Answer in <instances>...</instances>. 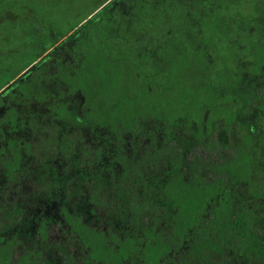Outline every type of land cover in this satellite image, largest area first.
<instances>
[{"label":"trees","instance_id":"obj_1","mask_svg":"<svg viewBox=\"0 0 264 264\" xmlns=\"http://www.w3.org/2000/svg\"><path fill=\"white\" fill-rule=\"evenodd\" d=\"M105 2L63 29L57 30L55 23L48 19L45 31L28 28L22 49L7 62H0V88L15 79L11 88L0 95V105H4L3 99L12 103L4 105L3 109V118L8 121L5 139L12 154V161L3 176L4 183L17 179L18 174L14 175L13 169L19 168L23 173L31 163L27 159L29 145L22 135L24 114L18 110L26 107L34 94L53 78L64 83L78 101L82 100L73 107L84 112L90 132L101 143L105 138H112L114 129H120L121 133L129 129L135 132L138 126L153 120L155 102L171 113V119L174 116L180 119L186 118L185 111L194 107L187 106L189 100L240 101V113L254 111L252 119L257 124L262 118L258 137L249 133L248 121H239L240 134L235 136L240 139L236 145L233 134H228L227 127H222L218 135L209 137H213L210 141L213 149L231 153L226 160H210L205 165L204 174L197 166L186 175L178 153L164 171L152 177V185L159 189L160 197L154 209L166 221H171L172 233L167 240L163 230H155L160 223L155 216L151 227L146 228L143 223L120 227L125 231L132 227L134 234L139 230L137 241L144 244L140 264H157L161 253L169 247L182 245L194 250L205 246L220 248L228 255L231 264H264V231L254 226L264 219V89L257 87L264 83L261 79L264 76V26L260 25L264 20V0H210L211 7L204 6L205 15L198 21L199 36L193 35L194 29L185 33L183 28L169 35L165 27L160 26L143 32L142 39L133 36L128 41L122 40V26L111 23L120 19L119 10L113 9L119 0L104 5ZM149 2L152 20L157 16L160 21L164 17L180 20L186 10V0H161L156 16L152 0ZM231 5L239 8L234 9ZM85 19L87 21L78 27L76 33L34 63L57 39ZM134 31L138 34L136 29ZM154 51L164 53L163 59L168 62L165 72L148 67L149 53ZM32 63L33 66L22 73ZM242 65H247L246 71ZM221 86L233 88L219 90ZM190 87L194 89L190 90ZM258 92L262 94L261 102L255 103ZM208 94L215 96L203 97ZM171 110L178 113L173 115ZM137 118H142L143 123ZM232 120L229 116L224 121ZM185 123L180 122L177 126ZM203 139L192 140L200 143ZM39 166L51 173L53 180L66 170L63 159L55 151L47 159H42ZM74 174L83 181L90 171L74 170ZM160 177L161 181L158 180ZM95 178L115 179L121 184L133 182L127 169L118 174L110 168ZM244 184L250 194L247 199L240 196V185ZM252 195L260 200H250ZM57 196L58 192L53 191L35 206L23 203L10 206L7 223L0 225V264H57V261L59 264H76L69 252L62 248L58 253L54 252L44 241L47 214L53 213V221L57 223L61 218L69 219L62 217L63 209ZM237 204L239 211L235 209ZM205 216L210 219L203 225V230L189 228ZM69 227L79 231L77 221H70ZM81 236L85 243L93 239L86 232ZM140 236H143L142 241ZM25 240L31 244L23 255H19L17 249ZM133 243L129 239L120 245L119 252L94 244L92 252L87 259H81L80 264H123L127 244Z\"/></svg>","mask_w":264,"mask_h":264},{"label":"snow or ice","instance_id":"obj_2","mask_svg":"<svg viewBox=\"0 0 264 264\" xmlns=\"http://www.w3.org/2000/svg\"><path fill=\"white\" fill-rule=\"evenodd\" d=\"M205 5L210 8V0H186L183 17L180 20L164 17L161 26L165 27L169 35L183 28L185 33L194 29L193 35L199 36L198 21L205 15ZM260 25L264 26V20L260 21ZM156 47H160L159 43ZM149 56L148 67L157 72H165L168 62L163 59L164 53L154 51ZM242 67L247 70V65ZM261 79L264 80V76ZM257 87L264 89V83ZM261 96L258 92L255 103L261 102ZM77 102L82 103V100L78 101L64 83L53 78L34 94L26 107L18 110L24 114L22 135L29 145L27 159L31 163L23 173H20L19 168L13 169V174H18L17 179L9 184L3 180L8 164L12 161L5 139V125L8 121L3 118V111H0V225L7 223V211L12 204L35 206L45 195L56 191L57 200L63 209L62 217L69 219L66 221L61 218L58 223L45 221L44 241L50 249L58 253L62 248L75 258L76 264H80L81 259H87L92 252L94 244L119 252L120 245L131 239L135 243L127 244L123 264H140L144 244L137 241L139 230L134 234L132 227L125 231L120 225L143 223L146 228L151 227L155 216L160 221L155 230H163L165 240L172 233L171 221H166L154 209L160 197L159 189L152 185V177L164 171L177 158L178 153L186 175L197 166L201 174H204L208 161L226 160L231 153L213 149L210 145L213 137L197 143L184 128L169 129L171 134H167L163 124L157 128L152 120L138 126L135 132L129 129L121 133L120 129H114L112 138H105L101 143L90 132L84 112L73 107ZM254 115V111L238 113L235 120L251 122ZM248 131L251 133L252 129ZM233 140L239 145L235 135ZM53 151L61 156L66 165V170L56 180L39 166L40 161L47 159ZM110 168L118 174L127 169L133 182L125 181L121 184L115 179L95 178L107 173ZM81 169L90 171V175L83 181L74 174V170ZM248 195L247 184L241 185L240 196L247 199ZM235 209L240 210L239 204L235 205ZM208 219L205 216L194 225H189V228L203 230ZM70 221H77L79 231L69 227ZM254 226L264 231V219ZM82 232L88 233L93 239L85 243ZM140 240H143V236H140ZM30 244L31 241L25 240L23 246L17 249L18 254L23 255ZM157 264H231V261L220 248L205 246L194 250L188 245H182L169 247L161 253L157 257Z\"/></svg>","mask_w":264,"mask_h":264},{"label":"flooded vegetation","instance_id":"obj_3","mask_svg":"<svg viewBox=\"0 0 264 264\" xmlns=\"http://www.w3.org/2000/svg\"><path fill=\"white\" fill-rule=\"evenodd\" d=\"M112 1L113 0H106L104 5L111 3ZM149 1L150 0H119V4H117L116 6H113L114 9H118V7L121 6L119 10V18H120L119 21H114L111 23H116V25L120 24L122 26L123 28L122 40L128 41L129 38L130 37L133 38V36L135 37L137 36V38L142 39V33L146 32V30H148L149 28H152V27L160 28L161 21L159 20V16L157 15L159 14L161 0H152L153 2L152 9L154 10V12H156V16H157V19H153V20L151 19V15L149 13V10L151 9ZM102 7L96 9V11H94L87 19L95 15ZM175 7H178V6H175ZM231 7H234V9L239 8L236 5H231ZM170 8L173 9L174 6H170ZM154 18H155V15H154ZM87 19H85L77 27L73 28L69 33H67V35H65L61 39L60 38L57 39L56 43L50 49H48L44 54H42L39 58H37V60L34 63H36L37 61L45 57L55 46L65 41V39L68 38L71 34L76 33V31L78 30V27L81 26L85 21H87ZM233 24L235 25V23ZM135 29L137 30L138 34H134L132 32ZM34 63L30 64L28 68L24 70L22 73H24L25 71H28V69L31 68ZM20 75L18 77H20ZM14 82H15V79H12L9 82H7L3 87H1L0 95H4L6 90L11 88V85ZM232 88L233 86L231 87L221 86L219 90L232 89ZM193 89H194L193 87H190V90H193ZM214 96L215 95L208 94L203 97L213 98ZM2 102L4 105L12 104L10 101L6 99H3ZM240 104H241L240 101H235V100L228 101L226 103L224 101H213V100L212 101H194V102L189 100L187 102V106L188 107L194 106V107L190 111H185L184 114H186V118L182 117L180 119H177L174 116V119H171L169 117V114L171 113H169L168 110L163 109L160 104L155 102L156 111H154L155 117L153 118L152 121L155 122V126L157 128H159L160 125L163 124L165 126L164 131L167 134H171L169 132V129L184 128L187 133L191 134L192 139L208 138L210 135H213L214 137L218 135L217 132L221 130L222 127H227L229 131L228 134H233L234 136L235 134H240L239 121L235 120L236 115L240 113V108H241ZM4 105H0V111H3V109L5 108ZM173 105L174 103H172V106ZM172 113L173 115H175L178 113V111H172ZM229 116H231L233 120L231 122H225L224 121L225 118H228ZM137 121L143 123L142 118H137ZM180 122H186V123L180 124L177 126V124ZM262 122H263L262 118L259 119L258 124L256 120H253V119L251 122H248L249 129L250 128L252 129V132H251L253 133L252 136L258 137V135L260 134L259 132H261ZM233 125H235V128H233ZM257 129H259V131H257ZM237 138L240 139L239 137ZM161 178L162 177L158 178V180L161 181ZM249 198L250 200H260L256 198V196L254 195L250 196Z\"/></svg>","mask_w":264,"mask_h":264},{"label":"rangeland","instance_id":"obj_4","mask_svg":"<svg viewBox=\"0 0 264 264\" xmlns=\"http://www.w3.org/2000/svg\"><path fill=\"white\" fill-rule=\"evenodd\" d=\"M104 1L0 0V62H7L11 56L22 49L27 40L28 28L32 27L45 31L46 19H48L49 22L55 23L54 27L57 30L63 29ZM120 8L121 6L117 10ZM108 11L111 9L109 8ZM57 32L59 33V31ZM13 67L15 68V66ZM47 215V220H53V213Z\"/></svg>","mask_w":264,"mask_h":264}]
</instances>
